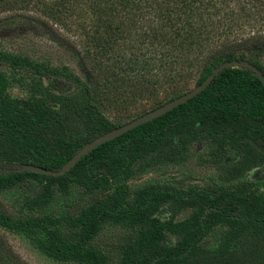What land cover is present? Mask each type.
<instances>
[{"label":"trees","instance_id":"trees-1","mask_svg":"<svg viewBox=\"0 0 264 264\" xmlns=\"http://www.w3.org/2000/svg\"><path fill=\"white\" fill-rule=\"evenodd\" d=\"M5 21L11 22L2 25ZM73 23L84 32L88 76L70 74L77 89L53 94L56 107L38 102L19 108L2 93L5 77L0 70V167L30 163L56 169L84 143L119 125L106 111L128 112L146 102L154 108L169 94V99L179 95L177 91L196 75L195 85L199 84L224 60L247 59L264 73L250 59L264 57V0H0V31L12 29L14 37L20 36V28L39 27L60 43L58 27ZM7 60L19 61L0 50V62ZM199 131H222L225 139H258L264 146V85L251 70L241 66L220 70L195 96L99 144L64 174L3 171L0 187L25 175L61 182L65 175L87 167L116 174L156 145ZM262 158L259 154L254 165ZM165 197L202 209L196 222L180 225L193 227L186 241L174 246L159 243L163 224L149 220L151 210ZM79 219L82 227L65 236L42 218L12 220L0 209V225L42 227L46 237L40 246L57 258L107 264L89 241L101 222L124 219L141 226L120 264H264V203L243 193L207 201L156 188L132 203L96 200ZM220 221L232 226L227 241L216 249L199 246ZM233 240L236 244L231 246ZM0 264L15 262L0 250Z\"/></svg>","mask_w":264,"mask_h":264},{"label":"rangeland","instance_id":"rangeland-1","mask_svg":"<svg viewBox=\"0 0 264 264\" xmlns=\"http://www.w3.org/2000/svg\"><path fill=\"white\" fill-rule=\"evenodd\" d=\"M58 31L62 36L60 43L52 41L39 27L20 28L18 37L13 36L12 29L0 31V50L19 60L0 62L5 77L1 91L19 108L38 102L56 107L57 103L51 100L53 94L77 89L70 74L81 79L88 76L82 28L73 23L58 27ZM250 59L264 70V57ZM195 78L177 92L181 94L192 88ZM150 109V102H146L128 112L106 111V114L111 121L122 124ZM259 154L263 158L254 165ZM156 188L184 198L200 196L207 201H214L222 194L243 193L264 203V146L253 138L225 139L222 131L177 136L156 145L146 155L131 159L116 174L87 167L55 183H50L47 176L25 175L0 187V209L12 220L42 218L48 226L71 236L73 230L82 227L78 218L94 201L110 198L117 203H132L146 198ZM201 214L202 209L195 204L165 197L151 210L149 220L163 224L159 243L174 246L186 241L193 227L183 229L180 225L196 222ZM167 224L169 227H165ZM28 226L12 229L0 225V250L15 264H90L86 260L49 255L40 246V240L46 237L44 229ZM140 226L124 219H107L93 232L89 245L101 252L107 264H120L139 234ZM231 228V224L220 221L197 244L216 249L227 241ZM234 244L235 240L231 241V246Z\"/></svg>","mask_w":264,"mask_h":264},{"label":"water","instance_id":"water-1","mask_svg":"<svg viewBox=\"0 0 264 264\" xmlns=\"http://www.w3.org/2000/svg\"><path fill=\"white\" fill-rule=\"evenodd\" d=\"M11 21H5L2 22V25L9 24ZM232 66H241L246 67L249 70L252 71V73L257 76V78L262 82L264 85V73L260 68H258L254 63L250 62L247 59H230V60H224L220 63H218L214 68L211 70V72L199 83L194 85L189 90L174 96L160 105L122 123L119 124L97 136L92 138L91 140L84 143L82 146H80L76 152L72 154L60 167L56 169L51 168H45L37 164H30V163H23L19 166H13V167H0V172L7 171H31L35 173H41V174H48V175H61L65 172L69 171L76 162L85 154H87L89 151H91L93 148L98 146L99 144L112 139L114 137H117L121 135L122 133L126 132L127 130H130L144 122H147L151 119H154L164 113H166L168 110L172 109L173 107L184 103L188 99L195 96L197 93L202 91L208 84L211 82V80L214 78V76L222 69L226 67H232Z\"/></svg>","mask_w":264,"mask_h":264}]
</instances>
